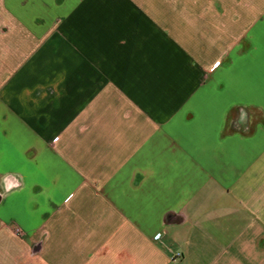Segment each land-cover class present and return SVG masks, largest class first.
Here are the masks:
<instances>
[{"label": "crops", "instance_id": "1", "mask_svg": "<svg viewBox=\"0 0 264 264\" xmlns=\"http://www.w3.org/2000/svg\"><path fill=\"white\" fill-rule=\"evenodd\" d=\"M0 264H264V0H0Z\"/></svg>", "mask_w": 264, "mask_h": 264}, {"label": "clouds", "instance_id": "2", "mask_svg": "<svg viewBox=\"0 0 264 264\" xmlns=\"http://www.w3.org/2000/svg\"><path fill=\"white\" fill-rule=\"evenodd\" d=\"M3 187L5 192H11L14 188H18L19 184L18 183H12L9 182L8 178L5 177V180L3 182Z\"/></svg>", "mask_w": 264, "mask_h": 264}, {"label": "built area", "instance_id": "3", "mask_svg": "<svg viewBox=\"0 0 264 264\" xmlns=\"http://www.w3.org/2000/svg\"><path fill=\"white\" fill-rule=\"evenodd\" d=\"M159 237H160V236H157V239H158ZM177 256H178V257H180V255H179V254H178Z\"/></svg>", "mask_w": 264, "mask_h": 264}]
</instances>
